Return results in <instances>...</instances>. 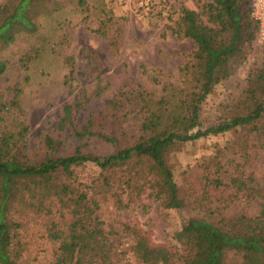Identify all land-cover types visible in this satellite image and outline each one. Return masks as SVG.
<instances>
[{
  "label": "trees",
  "instance_id": "trees-1",
  "mask_svg": "<svg viewBox=\"0 0 264 264\" xmlns=\"http://www.w3.org/2000/svg\"><path fill=\"white\" fill-rule=\"evenodd\" d=\"M195 3L196 10L180 5L178 19L166 27L172 35L194 44L189 60L178 70L177 85L163 86L164 94L157 100L144 90L120 93L106 101L102 110L91 112L83 124L75 126L74 116L89 102L84 93L80 102L64 107L57 125L59 137L67 127L71 129V136L78 143L72 154L60 155L61 141L50 135L41 137L38 154L29 150L28 125L15 117L21 110V84L8 89L10 98L0 91V264H24L20 234L24 224L13 218L19 211L44 219L41 238L58 244L45 264H115L114 256L124 239L122 233H128L129 250L140 264H234L232 255L240 257L241 264H264V203L257 215L237 213L224 224L205 218L187 220L174 236L180 251L154 244L149 233L134 223L119 221L117 227L107 229L98 215L99 199L75 204L68 210L64 227L63 212L52 213L49 190L55 175L74 164L95 165L103 194L110 193L114 183L128 189L134 187L140 194L142 183L149 182L154 199L165 210L177 211L184 202L169 164L171 155L187 144L230 131L242 130L264 142V67L253 75L252 88L247 91L249 108L244 113L206 129L201 123L204 103L218 85L230 78L233 65L244 57L245 46L254 40L257 25L250 16V2ZM71 4L87 11L86 0H5L0 4V77L8 69L1 53L17 36L36 33L40 19L70 8ZM106 22L101 21L95 33L109 38L111 20ZM116 43L114 37L110 39L111 47ZM30 59L32 55L26 54L21 60L27 66ZM64 66L66 83L71 88L70 82L81 72L76 71L71 55L64 58ZM107 109L112 113L108 114ZM120 109L125 111L121 115L123 121L117 115ZM9 113L13 117L6 119ZM131 114L140 116L137 133L127 132L123 126ZM92 139L113 151L101 155L84 151ZM139 165L141 169H136ZM245 182L234 177L231 186L237 194L249 192ZM208 184L214 188L222 185L219 178ZM261 198L264 200V196ZM58 214L59 222L54 220Z\"/></svg>",
  "mask_w": 264,
  "mask_h": 264
},
{
  "label": "rangeland",
  "instance_id": "rangeland-1",
  "mask_svg": "<svg viewBox=\"0 0 264 264\" xmlns=\"http://www.w3.org/2000/svg\"><path fill=\"white\" fill-rule=\"evenodd\" d=\"M4 1L0 0V4ZM195 2L86 0L87 11L71 4L70 8L40 19L36 33L17 36L1 53L8 69L0 77V91L10 98L8 89L15 83L21 84V110L15 117L28 125L29 150L38 154L41 137L50 135L61 141L60 155L74 152L78 143L72 138L71 129L67 127L59 137L57 125L64 107L80 102L84 93L89 96V102L74 116L75 126L83 124L91 112L102 110L106 101L120 93L144 90L157 100L164 94L163 86H176L178 70L189 60L194 44L187 38L172 35L166 27L178 19L180 5L196 10ZM108 19L111 20L107 28L109 38H104L95 29ZM113 37L117 40L115 47L110 45ZM26 54L32 55L27 66L21 60ZM69 55L74 59L76 71L81 72L75 74L71 88L66 83L64 66V58ZM263 67L264 45L255 34L254 40L244 48V57L233 65L230 78L218 85L204 103L203 129L228 122L249 108L247 91L252 88L253 75ZM124 112L120 109L117 113L121 121ZM107 113L112 112L107 109ZM12 117V113L6 115V119ZM139 117L131 114L123 123L124 129L137 133ZM2 127L0 123V130ZM93 139L83 147L84 151L97 155L113 151ZM169 164L184 202L181 210H165L152 196L154 190L149 182L142 183L140 194L134 187L128 189L117 183L112 185L110 193L103 194L95 165L78 163L55 175L49 190L52 213L63 212L64 227L68 210L75 204L85 205L92 198L99 199L98 215L107 229L117 227L119 221L134 223L149 233L154 244L175 249L179 244L174 236L187 220L205 218L214 224H224L237 213L257 215L264 203L261 198L264 196V142L245 131H230L187 144L171 155ZM234 177L246 180L249 192L237 194L231 186ZM216 178L222 183L219 188L208 184ZM60 217L58 214L54 220L59 222ZM13 218L24 224L20 230L23 263L48 262L58 244L41 238L44 219L20 211ZM122 235L124 239L114 263L140 264L129 250L128 233ZM175 250L180 251V247ZM231 259L234 264H241L240 257L232 255Z\"/></svg>",
  "mask_w": 264,
  "mask_h": 264
},
{
  "label": "built area",
  "instance_id": "built-area-1",
  "mask_svg": "<svg viewBox=\"0 0 264 264\" xmlns=\"http://www.w3.org/2000/svg\"><path fill=\"white\" fill-rule=\"evenodd\" d=\"M250 16L257 25L256 37L264 45V0H249Z\"/></svg>",
  "mask_w": 264,
  "mask_h": 264
}]
</instances>
